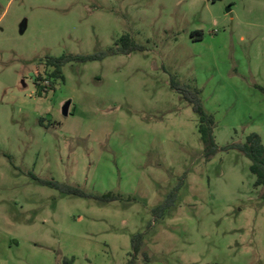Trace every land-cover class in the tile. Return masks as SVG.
I'll use <instances>...</instances> for the list:
<instances>
[{"label":"rangeland","instance_id":"obj_1","mask_svg":"<svg viewBox=\"0 0 264 264\" xmlns=\"http://www.w3.org/2000/svg\"><path fill=\"white\" fill-rule=\"evenodd\" d=\"M125 34L143 51L107 54ZM99 54L48 78L47 58ZM171 80L220 148L264 144V0H0V264H127L137 234L135 264H264V188L239 152L205 161Z\"/></svg>","mask_w":264,"mask_h":264},{"label":"trees","instance_id":"obj_2","mask_svg":"<svg viewBox=\"0 0 264 264\" xmlns=\"http://www.w3.org/2000/svg\"><path fill=\"white\" fill-rule=\"evenodd\" d=\"M191 36H196V40H201L202 34L201 32H193ZM143 47L135 44L131 37L128 34L121 36L118 40L117 44L110 48L107 52L109 55H118V54H130L135 51H143ZM103 57V54L95 55V56H75V55H63L61 57L55 58L50 57L45 60V66L50 68L52 71L48 75L50 80H63L62 75V67L69 62L73 61H93L99 60ZM171 88L179 92L182 98L191 105L192 111L194 114L198 116V124L197 131L200 135V140L203 145V158L205 161H209L212 157H214L218 152H228V151H236L242 154L250 163L249 172L254 176V187L255 188H264V144L261 137L257 133H251L244 138L243 142H232L223 148H220L215 141V120L212 115L208 114L202 105L201 101V91L197 88H190L188 86L180 85L175 80H171L170 82ZM44 87L43 89H46ZM264 92V89H261ZM42 184L47 185L57 192H61L68 195L79 196V197H87L81 190L61 184L54 181H40ZM181 185V184H180ZM179 185V186H180ZM179 187L173 190L170 194H168L167 199L157 208L153 209L152 213L155 219L163 218L165 213L173 206L176 200V192ZM264 196V195H263ZM90 198V196H88ZM98 201L101 202H112L121 199V196L107 193L100 197H94ZM142 240L143 235L137 234L132 237L131 245L133 250V259L127 264H135V259L138 254L144 256L145 262L148 261L146 254L142 253Z\"/></svg>","mask_w":264,"mask_h":264},{"label":"water","instance_id":"obj_3","mask_svg":"<svg viewBox=\"0 0 264 264\" xmlns=\"http://www.w3.org/2000/svg\"><path fill=\"white\" fill-rule=\"evenodd\" d=\"M209 1L212 2V3H214V2H217V1L219 2L220 0H209ZM227 11H228V9H227ZM69 106H70V102H66V103L63 105V107H62V114H63L64 116H67Z\"/></svg>","mask_w":264,"mask_h":264}]
</instances>
